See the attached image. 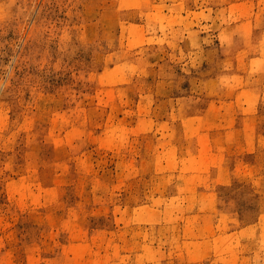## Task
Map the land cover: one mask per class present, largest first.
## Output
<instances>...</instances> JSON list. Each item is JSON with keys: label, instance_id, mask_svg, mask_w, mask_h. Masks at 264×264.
<instances>
[{"label": "rangeland", "instance_id": "obj_1", "mask_svg": "<svg viewBox=\"0 0 264 264\" xmlns=\"http://www.w3.org/2000/svg\"><path fill=\"white\" fill-rule=\"evenodd\" d=\"M0 264H264V0H0Z\"/></svg>", "mask_w": 264, "mask_h": 264}]
</instances>
